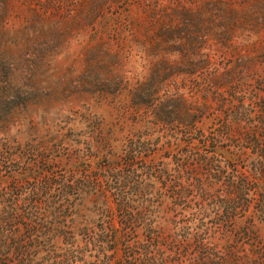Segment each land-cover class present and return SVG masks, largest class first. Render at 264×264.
<instances>
[{
    "label": "rangeland",
    "instance_id": "1",
    "mask_svg": "<svg viewBox=\"0 0 264 264\" xmlns=\"http://www.w3.org/2000/svg\"><path fill=\"white\" fill-rule=\"evenodd\" d=\"M3 74H15L24 102L0 123L3 184L11 172L41 186L52 173L94 170L135 141L144 142L135 166L154 168V183L132 206L110 196L107 205L75 209L76 259L60 251L71 233L54 237L40 225L35 234L43 237L29 248L34 263L53 256L69 264H264V177L247 160L236 164L253 158L264 166V0H0ZM118 79L119 88L102 85ZM139 87L182 99L179 115L156 124L150 107L136 111ZM228 123L237 124L234 139ZM171 134L218 146V159L233 153L228 173L242 185L179 172ZM42 206L38 213L59 227L70 217L62 206ZM139 210L140 219H128ZM90 212L95 228L119 230L106 237L116 247L84 245Z\"/></svg>",
    "mask_w": 264,
    "mask_h": 264
},
{
    "label": "trees",
    "instance_id": "2",
    "mask_svg": "<svg viewBox=\"0 0 264 264\" xmlns=\"http://www.w3.org/2000/svg\"><path fill=\"white\" fill-rule=\"evenodd\" d=\"M151 80L157 83V79L154 77ZM102 85L106 87L112 85L114 88H119L121 79L109 80V82L104 80ZM15 86H17L15 74H3L0 77V123L10 120L13 111L24 103L17 101L20 92L17 89L14 90ZM131 100L136 111L143 106L150 107L156 124L158 122L166 124L169 116L175 118L172 114L179 115L181 111L179 103L182 99L175 96L162 99L154 93L143 92L140 87L133 90ZM182 122L188 124L186 121ZM236 131L237 124L228 123L225 125V132L230 134L228 135L229 138H236ZM169 137L177 140L178 157L176 165L179 172L185 170L192 179L194 178L199 183L203 181V178L200 177L201 174L212 176L215 182L227 180V183L235 185V187L242 185V181L244 182L243 179L240 181L228 173V169H231V162L235 164L232 161L236 157L233 153L224 155L223 161L213 155L218 151V146L209 150L206 144L200 141L194 142L193 139L187 141L182 137L175 136V134H171ZM156 138V141L159 142L160 136ZM183 141L186 143L182 144ZM80 143L81 141L75 140L70 144L75 148L74 150H79ZM88 145L91 147V144ZM143 145L144 142L140 141H135L133 144L123 143L120 152L114 155L115 157H107L105 154L104 160L94 170L86 168L80 173H70L59 177L52 173L41 186L23 182L22 175L14 172L8 174L9 183L7 184H3L4 180L0 176V264H36L29 248L43 237L35 234L36 231H39L40 225L53 232L54 237L58 234L67 236L68 233H71L70 238H64L60 251L67 255V258L71 256L76 259L77 255L72 252L79 242L77 231L81 220H79V214L75 209L81 207L83 203L91 206L107 205L110 196L115 197L121 206H132L135 201V194L146 190L154 183L152 182L153 174H151L153 173L151 170L154 169L152 165L142 168L135 166L136 153H141ZM238 158L240 159V157ZM1 159L0 168L7 167L8 160H5L3 155H1ZM243 160H247L251 167V173L264 177V166H258L253 158H242L236 164L244 165L241 163ZM181 169L184 170L181 171ZM245 179H247L246 175ZM51 195L57 196V199L52 200ZM42 205L49 208L56 205L62 206L65 209L64 215L70 217L65 218L59 227L54 222L45 220L44 213H38L41 212ZM68 211L70 212L68 213ZM141 216L142 211H132L129 212L128 219L138 220ZM96 217L97 213L90 212L84 222L82 220L83 227L81 230L84 235L83 238L86 240L84 245L91 247L95 252L116 247L115 244L113 246L108 245L106 237L110 236L114 240L119 230L111 225L102 228L99 225V229L95 228L94 220ZM42 261L47 264H69L68 261H58L53 256L43 257Z\"/></svg>",
    "mask_w": 264,
    "mask_h": 264
}]
</instances>
